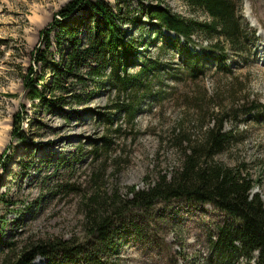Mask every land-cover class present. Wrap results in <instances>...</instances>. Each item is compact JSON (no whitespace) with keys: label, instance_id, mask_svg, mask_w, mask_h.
<instances>
[{"label":"rangeland","instance_id":"1","mask_svg":"<svg viewBox=\"0 0 264 264\" xmlns=\"http://www.w3.org/2000/svg\"><path fill=\"white\" fill-rule=\"evenodd\" d=\"M69 1L0 0V157L10 146L7 161L0 162V264L12 260L29 240L56 236L91 241L84 228L89 198L99 193L125 199L132 187L147 188L160 174L170 173L179 164L181 145L197 140L199 124L211 125L217 106L230 104L233 97L235 111L216 120L225 118V130L237 139L214 160L245 164L256 181L252 193L264 201V114L243 113L250 106H264V0L240 2L247 36L244 53L211 52L204 36H194L190 48L205 62L193 73L180 53L156 36V21L145 9L168 5L175 13L201 20L207 14L184 0H104L141 22L124 25L127 38L143 40L141 56L129 62V72L140 69L143 57L158 61L160 70L127 89L113 84L108 72L85 84L74 82L72 93H82V101L68 96L66 104L55 102L48 109L28 97L22 73L41 30ZM21 111L27 135L23 142L11 140L13 118ZM225 216L212 204L182 198L158 201L139 209L134 221L117 225L112 260L209 264V239ZM213 260L217 262L215 256ZM32 264L46 262L37 257ZM226 264L254 260L236 253Z\"/></svg>","mask_w":264,"mask_h":264},{"label":"trees","instance_id":"2","mask_svg":"<svg viewBox=\"0 0 264 264\" xmlns=\"http://www.w3.org/2000/svg\"><path fill=\"white\" fill-rule=\"evenodd\" d=\"M184 1L190 8L207 14L208 19L184 17L168 5H151L145 12L156 21V36L180 53L190 72L197 71L205 62L190 48L196 34L205 37L211 52L219 51L224 56L230 51L245 52L247 36L239 16L242 0ZM122 11L120 5L112 7L104 0H71L60 8L41 30L39 42L31 52V63L22 73L28 97L51 109L55 102L66 104L68 96L82 101V93H72L74 82L85 84L88 78H100L108 72L113 84L127 89L148 72L160 70L158 61L143 57L140 69L129 72L132 66L129 62L141 56L143 40L127 38L124 25L141 22L123 15ZM249 96L244 97L246 104ZM230 99V104L217 106L211 125L199 124L197 130H201V135L197 140L190 141L186 147L181 145L179 164L170 173L160 174L147 188L132 187L125 199L116 195L105 198L99 193L89 198L84 228L91 241L86 238L83 243L56 236L29 240L6 264H32L37 257L46 264H119L112 260L117 225L124 219L134 221L139 209H150L158 201L181 198L212 204L226 215L209 239L212 252L209 264H226L236 253L254 260V264H264V201L260 194L252 193L256 181L244 168L245 164L227 166L214 160L237 139L233 131L225 130V118L216 120L238 106L236 98ZM243 110L244 115L264 114L261 104ZM24 120L22 111L15 114L11 140L27 139ZM9 148L2 153L1 163L7 161Z\"/></svg>","mask_w":264,"mask_h":264},{"label":"bare ground","instance_id":"3","mask_svg":"<svg viewBox=\"0 0 264 264\" xmlns=\"http://www.w3.org/2000/svg\"><path fill=\"white\" fill-rule=\"evenodd\" d=\"M261 54V53H260Z\"/></svg>","mask_w":264,"mask_h":264}]
</instances>
